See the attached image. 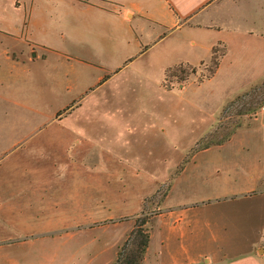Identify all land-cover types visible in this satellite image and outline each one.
<instances>
[{
  "label": "crops",
  "instance_id": "0c3cea01",
  "mask_svg": "<svg viewBox=\"0 0 264 264\" xmlns=\"http://www.w3.org/2000/svg\"><path fill=\"white\" fill-rule=\"evenodd\" d=\"M217 46L223 54L210 78L164 89L167 69L197 67ZM263 80L264 0H0V159L53 156L58 171L79 174L72 182H55L56 195L39 194L37 199L23 194L29 183L0 179V221L27 219L30 211L74 221L87 217L93 186V166L87 159L94 147L108 149L94 146L93 124L120 132L126 127L125 114L132 120V114L144 111L146 132L153 133L163 131L174 109L203 115L208 104L212 125L226 102ZM203 90L208 102L190 96L182 98L183 104L167 99L168 94L201 95ZM258 126L197 150L233 146L241 135L248 139L241 145L261 147L263 155L246 164L244 175L217 177L209 198L169 212L159 248L146 253L141 264L149 259L150 264H264L259 249L264 236L233 256L222 245L228 230L251 227L253 216L262 224L259 213L233 211L264 199V185L252 190L255 181L264 180V122ZM200 133L186 150L202 139L205 133ZM61 155L68 158L60 160ZM9 162L3 168L19 169ZM36 184L38 191H46L47 182ZM253 192L261 194L248 195ZM76 228V223L65 222L51 232ZM8 245L0 237V251ZM1 263L13 264L8 258Z\"/></svg>",
  "mask_w": 264,
  "mask_h": 264
},
{
  "label": "rangeland",
  "instance_id": "374dc122",
  "mask_svg": "<svg viewBox=\"0 0 264 264\" xmlns=\"http://www.w3.org/2000/svg\"><path fill=\"white\" fill-rule=\"evenodd\" d=\"M222 52L220 46L214 49L215 56ZM211 68L208 60L194 67V73L182 82L179 81L182 76L180 71L186 73L187 69H174L167 75L165 85L176 88L187 80L200 81L208 76ZM202 92L201 95L185 96H179L178 92L168 94L167 99H172L174 104H183L182 98L190 96V99L208 102V91ZM209 106L204 105L203 115L194 114L190 108L174 109L166 119L167 126H162L163 131L156 128L153 133L146 132L148 116L144 111L132 114V120L129 113L125 114L126 127L120 132L107 128L105 124H93L90 136L94 146H107L108 149L94 147L87 159L93 166L91 195L87 189L90 213L85 219L74 221L30 211L27 219L0 221V237L3 236L10 243L4 252L0 251V264L5 258L12 260L13 264L17 261L21 264L20 260L23 264H111L135 219L147 220L149 242L145 254L151 255L159 248L169 212H178L182 209L181 205L194 199L209 198L217 177L230 172L244 175L246 164L263 155L261 147L260 150H253L252 146H247V149L241 145L248 140L241 135L233 146L204 153L198 152L197 148L224 143L236 131L247 133L258 130V125L264 122V110H261L264 106V80L226 102L212 125L213 114L209 113ZM197 132H201L200 137L205 134L195 147L192 144L186 150L187 145L197 138ZM194 152L198 153L194 155ZM58 158L65 160L68 157L61 155ZM56 160L53 156L36 155L14 156L10 162L1 158L0 179L29 183L30 187L23 194L30 199L32 196L37 199L39 194L52 197L57 194L55 182H72L79 177V174L75 176L72 172L58 171L54 167ZM7 162L8 165H17L19 169L3 168ZM88 173H84L87 182ZM40 181L47 182L44 193L38 191L36 183ZM263 181H255L252 190H259L264 185ZM259 194L261 192L248 195ZM233 211L259 213L262 224L259 226L253 216L251 227L228 230L222 244L228 256H233L237 250L264 236V199ZM65 222H74L77 228L66 231V235L64 232H51L54 225ZM144 264H150V259ZM196 264H208V261Z\"/></svg>",
  "mask_w": 264,
  "mask_h": 264
},
{
  "label": "trees",
  "instance_id": "16d2710c",
  "mask_svg": "<svg viewBox=\"0 0 264 264\" xmlns=\"http://www.w3.org/2000/svg\"><path fill=\"white\" fill-rule=\"evenodd\" d=\"M216 48V47H215ZM210 51V58L209 62L212 66L210 71L208 72V76L205 78H202L201 80L210 78L212 74L214 73L218 59L223 54V52L219 56L214 55V49ZM186 68L188 72L184 73L183 71H180L181 77L179 78V81H185L188 77V75L194 73V67L188 66V65H177L172 68L167 69L164 72V77L162 81V86L164 89H170L171 87H167L165 85V80L167 75L170 73V71L174 69H180V68ZM200 80V81H201ZM222 143H214L213 145H220ZM208 145H202L197 148V150L205 149ZM147 220L146 219H135L134 224L131 228V230L128 232L125 240L122 242V244L119 246L118 250L115 253L114 260L111 264H140L143 260L144 254L147 249V245L149 242V231L146 227Z\"/></svg>",
  "mask_w": 264,
  "mask_h": 264
},
{
  "label": "built area",
  "instance_id": "2783aa9c",
  "mask_svg": "<svg viewBox=\"0 0 264 264\" xmlns=\"http://www.w3.org/2000/svg\"><path fill=\"white\" fill-rule=\"evenodd\" d=\"M261 110L262 111L264 110V106L261 107ZM259 249L261 251H264V239L260 241V243H259Z\"/></svg>",
  "mask_w": 264,
  "mask_h": 264
}]
</instances>
